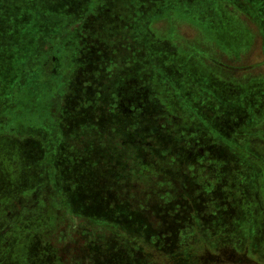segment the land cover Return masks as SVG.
<instances>
[{
  "label": "rangeland",
  "instance_id": "rangeland-1",
  "mask_svg": "<svg viewBox=\"0 0 264 264\" xmlns=\"http://www.w3.org/2000/svg\"><path fill=\"white\" fill-rule=\"evenodd\" d=\"M228 1L0 0V264H264V2Z\"/></svg>",
  "mask_w": 264,
  "mask_h": 264
},
{
  "label": "trees",
  "instance_id": "trees-1",
  "mask_svg": "<svg viewBox=\"0 0 264 264\" xmlns=\"http://www.w3.org/2000/svg\"><path fill=\"white\" fill-rule=\"evenodd\" d=\"M217 1H219V4H221V6H222V8H223V6H224V2H230V1H228V0H217ZM263 2H264V0H262ZM260 2H261V0H260ZM257 4V3H256ZM258 5H259V3H258ZM262 5H264V3L262 4ZM262 5H259V7H262ZM211 77V76H210ZM85 137V136H84ZM83 137V138H84ZM86 139H87V137H85ZM84 138V139H85ZM131 145H129V144H127V143H124V145H123V147H122V151H121V162L119 161V162H117V163H115V164H113V165H115V166H113V165H111V164H108L107 166V168H105L106 170H107V172L111 169L113 172H115V178L114 179H116V183L120 186V187H123V185H124V187L127 185V178H128V176H127V174L126 173H124V174H119L120 172H122L123 170H124V168H125V166H126V162H127V157L128 156H126V154L128 153V152H130V151H133V148L132 147H130ZM130 147V148H129ZM108 162H104V161H102V165H101V168H103L104 166H106V164H107ZM99 165V164H98ZM93 167H95V164L93 165V166H88V164H83L82 165V167H81V169L79 170V171H81V172H83V173H90V171L91 170H93ZM112 167H114V168H112ZM100 168V169H101ZM104 173H106V172H104ZM103 173V175H102V180L104 181V182H102V180L100 179L101 177H99V178H97L96 180H93V181H91L90 179H87L88 180V182H89V184H90V194H102V195H105V191H109V190H112L113 189V187L115 186L114 184L113 185H111L112 183H109V181L107 182V175H105ZM109 173V172H108ZM109 176L110 175H108V178H109ZM111 177V178H112ZM110 180V179H109ZM72 182L75 184V189H74V191H76V192H83V188H86V185L88 186V184L86 183V185L84 184V181L82 180V178H79V179H73L72 180ZM253 184H254V180L252 181V184H251V186L253 187ZM99 188H101L100 189V192H98L99 191ZM108 188H109V190H108ZM87 189V188H86ZM105 199H106V197H105ZM105 199H104V201H103V198L102 197H97L94 201H98L99 202V204H98V202H95V204H93L92 205V207L94 208L93 209V213L92 214H90V220L92 221V222H95V221H97V220H104V218L106 217V216H100V214H101V212H102V209H104L103 207L104 206H106L107 205V202H105ZM93 201V202H94ZM84 203L85 202H83L82 203V207L84 208L85 206H84ZM74 204V202L73 203H69V205L71 206V207H73L74 208V210L76 211V205H73ZM119 207H122V209H121V212H122V214H135L136 212H139L138 210H136V209H133V208H131L130 207V205H127V204H121V205H119ZM96 208V209H95ZM3 210V209H2ZM2 210H0V212L2 211ZM84 211H86L85 209H83ZM82 210V211H83ZM132 211H134V212H132ZM141 213V212H140ZM106 220H107V218H105ZM225 232H228V229H226L225 230ZM220 234L222 233L221 231L219 232ZM222 235V234H221ZM236 238L235 237H231L230 235H228V233H227V235H225V236H223V240L221 241V248H226V247H235V244H236ZM200 260H199V263L200 264H204L203 263V258L202 257H200L199 258ZM193 262H198V258H195V259H193Z\"/></svg>",
  "mask_w": 264,
  "mask_h": 264
}]
</instances>
